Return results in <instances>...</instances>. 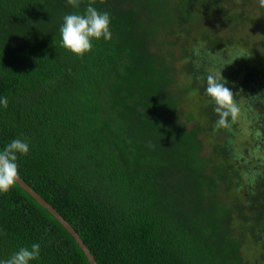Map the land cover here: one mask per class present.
Here are the masks:
<instances>
[{
  "label": "trees",
  "instance_id": "16d2710c",
  "mask_svg": "<svg viewBox=\"0 0 264 264\" xmlns=\"http://www.w3.org/2000/svg\"><path fill=\"white\" fill-rule=\"evenodd\" d=\"M88 3L0 0V99H8L0 149L16 138L29 143L18 154L20 177L98 264H264V36L242 44L232 34L247 27L252 5L262 16L264 7L95 0L110 13L112 39L93 40L80 57L61 46L60 27ZM202 9L208 21L232 24L227 38L196 31L189 51L186 42L164 49L176 20L190 36ZM209 73L233 91L242 133L231 117L227 128L215 126ZM190 91L197 107L184 113ZM33 243L41 255L30 264H91L17 183L0 193V261Z\"/></svg>",
  "mask_w": 264,
  "mask_h": 264
},
{
  "label": "clouds",
  "instance_id": "9594fccd",
  "mask_svg": "<svg viewBox=\"0 0 264 264\" xmlns=\"http://www.w3.org/2000/svg\"><path fill=\"white\" fill-rule=\"evenodd\" d=\"M67 2L76 8L80 6V0ZM94 4L95 0H89L83 13L65 15L60 27L61 46L80 57L92 50L93 40L112 39L110 13L99 11ZM259 4L264 7V0H259ZM206 85V93L214 102L213 110L218 115L215 126L227 128L229 117L235 121L240 111L234 101V93L214 73L207 75ZM0 104L7 108V97L0 99ZM29 151V143L21 138L13 139L0 149V193L9 192L17 184L20 179L18 154L27 155ZM40 255V244L33 243L30 247L19 248L9 258L0 261V264H30L31 261L38 260Z\"/></svg>",
  "mask_w": 264,
  "mask_h": 264
},
{
  "label": "rangeland",
  "instance_id": "374dc122",
  "mask_svg": "<svg viewBox=\"0 0 264 264\" xmlns=\"http://www.w3.org/2000/svg\"><path fill=\"white\" fill-rule=\"evenodd\" d=\"M251 8L253 9V17L252 19L247 23V27L244 28V31L241 30L239 31V29L237 31H234L233 36H234V40L236 41L237 39H239V43H244V36H251L256 38V40L263 38L264 36V16H262L260 9L256 6V5H252ZM203 12H201L198 16L196 11L194 12V19H193V26H194V31L190 34V36L187 34V32H184L185 30H183L181 28V26L178 24V20H176L175 25H174V34H164L162 35L163 37H161V41L163 42H168V44H166L165 46H162L164 49H166V46H171V48L178 52L179 51V47L182 44V42H186V49L189 51V48L191 47L192 44H194L195 42H193L194 38H197L195 36H197V34H195L196 31H198V35H200L203 32H210L209 29H212V32L215 33H221L224 37L223 38H227V36L225 37V33L223 32L224 28L229 25L232 24L228 23L225 24L226 21L225 19H221L218 23L216 22V20L212 22L208 21L210 19L207 20V15L205 12V9L203 10ZM184 26L186 27L187 24H184ZM189 26H187L188 28ZM197 29V30H195ZM183 31L182 36H180V32ZM195 35V36H193ZM230 35V34H229ZM243 36V37H242ZM242 42H241V41ZM241 45V44H240ZM178 67H182L185 65L184 60L183 61H178L177 63ZM179 83L181 85L185 84L184 80L180 77L179 78ZM194 91H190L187 95L182 97V103L180 105L181 109L183 110V112L185 113L186 111L190 110V109H194L195 107H197V104L194 100ZM241 116H237V118L234 121V125L237 126V128L239 129V132H243V130L241 129L243 123H244V118H238Z\"/></svg>",
  "mask_w": 264,
  "mask_h": 264
},
{
  "label": "water",
  "instance_id": "95a60500",
  "mask_svg": "<svg viewBox=\"0 0 264 264\" xmlns=\"http://www.w3.org/2000/svg\"><path fill=\"white\" fill-rule=\"evenodd\" d=\"M24 190H26L37 202L45 207L54 217L63 225V227L74 237L75 241L86 255L91 264H98L93 254L88 249L82 238L77 231L71 226V224L47 201H45L28 183H26L21 177L17 182Z\"/></svg>",
  "mask_w": 264,
  "mask_h": 264
}]
</instances>
